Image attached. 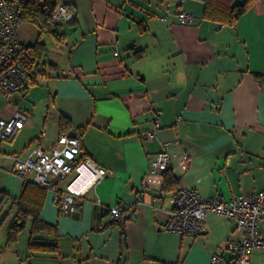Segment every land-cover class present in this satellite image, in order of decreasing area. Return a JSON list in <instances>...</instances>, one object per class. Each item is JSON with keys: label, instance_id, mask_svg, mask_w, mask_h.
<instances>
[{"label": "crops", "instance_id": "1", "mask_svg": "<svg viewBox=\"0 0 264 264\" xmlns=\"http://www.w3.org/2000/svg\"><path fill=\"white\" fill-rule=\"evenodd\" d=\"M59 2L74 18L61 25L62 40L42 36L48 71L11 100L0 94V115L30 116L0 142V190L22 192L17 172L24 163L12 155L50 148L71 131L82 141L81 160L94 166L84 163L58 183L81 193L79 211L64 214L55 192L47 195L42 217L56 231L36 237L58 251H32L29 223L17 244L0 251V264H210L218 251L234 258L228 243L244 236L235 218L208 212L198 236L163 227L182 186L224 199L264 189V0L236 25L206 19L200 0ZM180 9L194 14L192 23L180 21ZM23 29L21 40L33 45L39 33L27 42ZM63 116L73 124L61 131ZM154 128V138L143 139ZM166 141L177 154L174 172L165 186H151L145 177ZM186 152L189 161L181 157ZM96 168L108 174L94 182ZM115 205L122 219L111 212ZM249 264H264V249Z\"/></svg>", "mask_w": 264, "mask_h": 264}, {"label": "built area", "instance_id": "2", "mask_svg": "<svg viewBox=\"0 0 264 264\" xmlns=\"http://www.w3.org/2000/svg\"><path fill=\"white\" fill-rule=\"evenodd\" d=\"M177 16L184 24L192 23L195 17L193 13L183 9L178 10ZM73 18V8L65 2H59L52 21L63 25ZM23 24L19 0H0V94L7 100H11L15 94L24 93L29 83L46 70V64L37 61L31 47L21 40L19 31ZM115 55L119 56L118 50H115ZM71 73L72 71H64V74ZM29 119V115L19 111L9 118L0 115V141L13 138L19 130L26 127ZM156 133V128L149 129L143 134V139L152 140ZM82 147L78 136L64 133L52 147H36L26 157L21 159L20 156L12 155V159L23 161L24 167L17 172L23 180L52 189L60 211L68 214L80 210L77 196L81 193L73 191L71 184L67 190L60 191L58 183L84 163L94 166L89 159L81 160ZM171 147L170 142H164L162 150L152 159L145 177L147 184H164V173L173 169L174 159L177 157ZM181 157L185 161L191 159L187 152ZM107 174L105 168H96L93 181L96 182ZM142 201L143 198L139 197L138 203ZM111 212L118 219L125 216L119 205L113 206ZM208 212L235 218L237 231L244 233L241 239L230 240L228 243V249L234 253V258H226L223 252L218 251L213 254L210 264H249L251 255L264 249V189L254 194H238L224 199L218 194L202 195L194 188L182 186L163 228L182 236L201 235L207 229Z\"/></svg>", "mask_w": 264, "mask_h": 264}, {"label": "trees", "instance_id": "3", "mask_svg": "<svg viewBox=\"0 0 264 264\" xmlns=\"http://www.w3.org/2000/svg\"><path fill=\"white\" fill-rule=\"evenodd\" d=\"M204 3V17L208 20L222 24L236 25L239 19L252 7L256 0H245L240 3L236 0H200ZM20 15L25 23L35 25L39 30L37 41L31 45L37 61L43 62L47 55V45L42 40L45 34H53L59 40L63 39L61 24L54 23L53 14L59 4V0H19ZM48 69L44 71L46 74ZM73 122L62 117L61 131L66 125ZM171 172L164 173L165 182L170 180ZM168 178V179H167ZM165 186V184H164ZM175 186H172V188ZM50 191L48 186L24 180L20 196L13 197L6 191L0 190V235L7 227V242L0 243V251L19 242L20 234L27 229L29 223L32 251L57 252L58 245L41 241L36 237L41 232L54 233L55 226L46 222L42 217L43 207ZM14 215L12 216V214Z\"/></svg>", "mask_w": 264, "mask_h": 264}, {"label": "rangeland", "instance_id": "4", "mask_svg": "<svg viewBox=\"0 0 264 264\" xmlns=\"http://www.w3.org/2000/svg\"><path fill=\"white\" fill-rule=\"evenodd\" d=\"M23 30H25L26 31V37H25V40L27 41V42H30V40H34L33 42H35L36 41V38L38 37V33H39V30H38V28L35 26V25H33V24H29V23H25L24 24V29ZM22 30V31H23ZM31 41V42H32ZM40 87V86H39ZM2 100H4L3 98H0V104H2ZM33 104V103H32ZM41 107H44V105L43 106H41ZM52 190V189H51ZM53 191V190H52ZM3 236H7V232L6 231H4V233L2 234ZM25 235H28V232L26 231L25 232V234H24V236L23 237H25Z\"/></svg>", "mask_w": 264, "mask_h": 264}, {"label": "bare ground", "instance_id": "5", "mask_svg": "<svg viewBox=\"0 0 264 264\" xmlns=\"http://www.w3.org/2000/svg\"><path fill=\"white\" fill-rule=\"evenodd\" d=\"M20 13H21V12H20ZM0 142H1V141H0ZM0 144H1V143H0ZM38 146H39V145H38ZM40 147H41V146H40ZM42 148H43V147H42ZM31 150H32V149H31ZM3 153H5V152H3ZM17 153H18V151H17ZM27 155H28V154H27ZM6 156H7V155H6ZM4 157H5V156H4ZM7 157H9V156H7ZM11 159H12V157H11ZM15 161H16V160H15ZM15 161H14V162H15ZM20 162H21V161H20ZM12 168H13V167H12ZM19 169H20V168H19ZM7 170H8V169H7ZM11 171H12V170H11ZM172 171H173V170H172ZM173 172H174V171H173ZM15 173H16V172H15ZM20 178H21V177H20ZM24 180H25V179H24ZM21 183H22V182H21ZM62 187H63V186H62ZM20 191H21V190H20ZM60 191H61V190H60ZM116 204H117V203H116ZM57 206H58V205H57ZM111 207H112V206H111ZM110 209H111V208H110ZM57 224H58V223H57ZM57 224H56V225H57ZM109 224H110V223H109ZM109 224H108V225H109ZM108 225H107V226H108ZM11 246H12V245H11ZM3 252H4V251H3ZM81 264H82V263H81Z\"/></svg>", "mask_w": 264, "mask_h": 264}, {"label": "water", "instance_id": "6", "mask_svg": "<svg viewBox=\"0 0 264 264\" xmlns=\"http://www.w3.org/2000/svg\"><path fill=\"white\" fill-rule=\"evenodd\" d=\"M69 135L77 136V133H76L75 131H71V132L69 133Z\"/></svg>", "mask_w": 264, "mask_h": 264}]
</instances>
